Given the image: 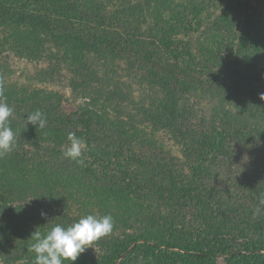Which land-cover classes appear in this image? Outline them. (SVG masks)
Segmentation results:
<instances>
[{
	"label": "rangeland",
	"instance_id": "rangeland-1",
	"mask_svg": "<svg viewBox=\"0 0 264 264\" xmlns=\"http://www.w3.org/2000/svg\"><path fill=\"white\" fill-rule=\"evenodd\" d=\"M229 1L0 0V16L28 9L48 24H26L16 30L0 25V82L5 97L11 88L36 100L47 97L44 115L61 107L63 122L78 114L85 119L84 109L94 122L100 114L109 121L122 119L138 127L141 139L154 146L144 149L133 143L130 153L116 155L109 181L115 191L107 196V206L96 204L93 213L78 204L49 202L52 198L46 196L13 202V208L39 215L34 220L40 226L0 231V264H34L30 248L36 231L43 235L56 224L67 227L89 214L111 215L114 228L72 264H106L122 244L128 245L127 252L112 264H120L127 253L136 261L131 264H141L138 260L148 253L153 261L186 264L179 258L195 233L205 236L217 230L243 235L260 245L258 252L264 254V215L253 216L258 202L249 198L245 186L255 179L264 159V137L255 136L256 130L264 132L260 97L264 95V0H233L228 24L219 25ZM250 28L253 42L239 52L242 32ZM52 29L62 31L58 44ZM78 32L96 35L103 47L80 44V39L88 38L77 36ZM76 52L83 60L73 61ZM167 82L184 84L179 89L182 101L194 110L184 116L186 137L153 123L166 93L162 83ZM248 86L253 94H248ZM230 94L237 98L228 99ZM223 104L243 124L240 133L228 138L222 153L202 156L189 140L196 141L207 125L213 126L210 110ZM95 127L93 131H98L99 124ZM129 128V137L134 138ZM104 134L110 136L111 131L106 134L105 129ZM230 254L218 255V264H231Z\"/></svg>",
	"mask_w": 264,
	"mask_h": 264
},
{
	"label": "trees",
	"instance_id": "trees-1",
	"mask_svg": "<svg viewBox=\"0 0 264 264\" xmlns=\"http://www.w3.org/2000/svg\"><path fill=\"white\" fill-rule=\"evenodd\" d=\"M232 8L233 0H230L223 11V15L219 18V25L228 24L229 15L227 14ZM22 12L2 14L0 25L4 24L7 29L14 28L13 30L26 24L47 27V20L42 15L28 9ZM250 21H252V16H250ZM52 30V38L58 44L62 39V31L60 29ZM77 36L88 38L87 41L79 40L82 45L86 46L87 44L88 46L90 44L92 48L96 46L99 49L103 47L101 46L103 43L96 42L97 37L94 34L86 33L83 35V33L78 32ZM241 37L242 42L239 43L238 50L244 52L251 46L255 37L253 29L250 28V30L242 32ZM19 43L21 44V41L16 43L17 49ZM262 45H264V42ZM84 49L86 50V47ZM78 54L79 52L75 53L73 61L75 59L83 60L84 57ZM233 72L239 73L235 68H233ZM170 77L177 79L176 74L170 73ZM162 84L166 93L161 102V109L158 107L161 112L156 118L153 116V123L155 126L170 127L177 137H186L185 131L188 126L186 128L182 127L185 120L184 116L187 113L191 116L194 110L189 109L190 106L182 101L183 96L179 89L184 84L182 85V82H180L179 87L176 83L171 82ZM216 89L215 87L214 90ZM246 89L249 92L248 94L254 93L251 92L249 86ZM84 90L86 89L83 87ZM7 93L6 102L14 109L13 117L10 118L9 123L16 134V144L11 152L0 157V231H31L35 229L37 223L34 218H38L39 215L31 214L30 210L22 212L18 206L13 208L12 205L13 202L26 201L34 196H46L52 198L48 200L49 202L55 199V202L61 201L70 207L78 204L86 209L88 213L95 212L96 204H98L97 206H107V196L115 191L109 181L113 176L112 164H114V167L116 165V162L113 161L116 155L124 156L127 151L130 153V150L134 149L133 143L135 145L139 144L138 148L154 147L151 142L141 139L139 129L135 125L122 119L109 121L105 118L107 115L103 114L97 115L98 120L94 122L90 115L86 117L88 109H84V115H82L86 120L81 117V114H78V116L67 118L63 122L62 117L64 114H62L61 107H59L58 112L47 115V124L41 129L30 123L28 124L26 121L27 114H31L36 110L45 113V102L46 104L48 102L47 97L45 99L44 97H38L41 99L36 100L22 89L16 91L13 88ZM36 93L41 94L40 91ZM227 98L236 99L237 97L235 94H230ZM210 112L213 113L211 116L213 126L209 128L211 124L207 125L205 132L201 131L196 141L189 140L190 143H195L192 147L196 145L200 154L202 156L207 155L206 157H210L211 153H222L223 151H220V149L225 148L228 138L237 134V132L240 133V128L243 125L234 115L233 118L230 112L225 110L224 104L218 106V109L213 106ZM83 122L85 123L83 124ZM95 124H99L98 131L92 129L96 128ZM129 127H132L134 131V134H132L135 136L134 138L129 137L132 133ZM105 129L106 134L111 131L110 136L105 137V134L102 135ZM114 129L120 134L115 133ZM70 132H75L78 137L85 141L86 151L82 156L83 164H78L63 156L64 150L69 146L68 134ZM256 132V137H264L262 130H256ZM94 133L99 135H94ZM138 140H141V142ZM185 148L187 150V146ZM260 163L262 165L255 179L249 180V183L245 184L248 194L251 193L249 198H254L256 202H258L261 193H264L263 158ZM243 182H245L244 179L241 183ZM88 205L92 207L87 209ZM37 226L40 225L37 224ZM242 236H237L231 231L217 230L205 236L197 232L190 239L186 251L182 253L179 260L186 264H218V255L232 252L229 257V263L231 264H237L243 260L249 262L252 259L264 264V254L258 252L262 249L260 245L248 241ZM127 246L122 244L116 256L107 261L105 260L106 264H112L116 258L127 252ZM149 247L154 249L151 245ZM249 250H257L258 253L246 254L245 252ZM151 255V253H148L145 259L138 258V261L141 264H167L165 260L157 259L153 261L150 258ZM131 257V253H127L120 264L136 262L131 260ZM173 264H178V261H173Z\"/></svg>",
	"mask_w": 264,
	"mask_h": 264
},
{
	"label": "clouds",
	"instance_id": "clouds-1",
	"mask_svg": "<svg viewBox=\"0 0 264 264\" xmlns=\"http://www.w3.org/2000/svg\"><path fill=\"white\" fill-rule=\"evenodd\" d=\"M264 95L261 96V99ZM14 109L6 102L4 86L0 82V157L11 152L16 144V134L10 127V118ZM28 124L43 129L47 124L46 116L40 110L27 114ZM69 146L64 150L63 156L78 164H83V153L86 151L85 141L75 132L68 134ZM41 215H45L41 213ZM264 215V193L258 198L253 216ZM114 228V219L111 215H86L73 224L65 227L56 224L45 234L36 231L31 238L34 243L30 251L35 253L34 264H68L76 261L78 256L88 246L100 238L110 234Z\"/></svg>",
	"mask_w": 264,
	"mask_h": 264
}]
</instances>
